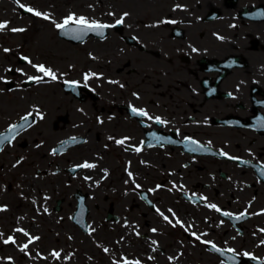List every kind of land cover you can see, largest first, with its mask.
Returning a JSON list of instances; mask_svg holds the SVG:
<instances>
[{
	"label": "flooded vegetation",
	"instance_id": "af4514ba",
	"mask_svg": "<svg viewBox=\"0 0 264 264\" xmlns=\"http://www.w3.org/2000/svg\"><path fill=\"white\" fill-rule=\"evenodd\" d=\"M50 1L60 61L0 80V264H264V0Z\"/></svg>",
	"mask_w": 264,
	"mask_h": 264
},
{
	"label": "rangeland",
	"instance_id": "374dc122",
	"mask_svg": "<svg viewBox=\"0 0 264 264\" xmlns=\"http://www.w3.org/2000/svg\"><path fill=\"white\" fill-rule=\"evenodd\" d=\"M22 4L27 8H32L35 11L42 13L39 16L40 19L44 18V15L50 16V13L44 11L52 7L53 1L43 3L42 0H30V2L22 1ZM53 6H56L53 4ZM60 3L57 4L59 8ZM46 8V9H43ZM4 9L8 10V13L4 12ZM33 12V13H34ZM29 20H25L18 8H14L9 4L0 3V23H6L7 27L0 30V42L3 44L0 46V80L12 79L8 74L9 68H15L18 71L23 72V78L30 75V66H20L18 58L20 56H28L31 58L32 63H39L41 60L48 61H60V56L52 53H43L38 50H31V48L25 47L23 39L28 36L24 31V26L27 25ZM12 29H23V31L13 32ZM7 49L8 51H5ZM71 56V55H69Z\"/></svg>",
	"mask_w": 264,
	"mask_h": 264
},
{
	"label": "snow or ice",
	"instance_id": "6c2138e0",
	"mask_svg": "<svg viewBox=\"0 0 264 264\" xmlns=\"http://www.w3.org/2000/svg\"><path fill=\"white\" fill-rule=\"evenodd\" d=\"M20 6L22 8L24 7V5H20ZM27 11L28 12H34V10L32 8H27ZM34 14L36 16H41L42 15V13H40L39 11H35ZM124 15L126 16L127 13H125ZM44 18L45 19H48L49 17L47 15H44ZM72 23H75L77 25L83 26L82 29L80 30V34H82L83 31H100L102 33V30L103 29L108 28V27H114L115 26V25H105V24H100V23H95V22L89 23V21L86 18H84V17L77 18V17H75V15H71V16L67 17L64 20L63 23L57 24L56 27L59 28V29H67L68 26L70 24H72ZM116 23L117 24H122L123 23V19L118 20ZM6 27H7L6 23H0V30L5 29ZM12 31L13 32L23 31V29H12ZM5 51H8V50L5 49ZM35 67H37L38 71L41 72V73H43L44 76L50 77L52 80H55L57 78L56 77V74L51 69H48V68L44 67L43 65H37ZM87 78L88 77H86V79ZM33 79L40 80L42 78L36 77V78H33ZM133 112H138L139 115L147 116V113L144 112V111H138L136 109H133ZM23 119H24L25 123H27L28 120H29V117L28 116H25ZM40 119H43V116L42 115L40 116ZM159 122L160 123H163V121H159ZM17 131H18L17 125H12V127L9 129L10 135L9 136H5L2 139H0V144H3V142L5 140H8L10 142L12 139H14L15 138V134L17 133ZM118 143H121L122 144V143H124V141L121 140V141H118ZM139 150L140 149H137V151H139ZM83 167L89 168V167H95V165H91V164L85 163L83 165ZM211 207L215 208L216 206L215 205H211ZM217 211H219V209H217ZM224 215H230V214L229 213H224ZM164 219L165 220H168V217H164ZM153 231H155V230H153ZM196 238L197 239H200L199 236H197ZM5 242L7 243L9 241H5ZM11 242H14V241H11ZM205 243H208V241H205ZM24 247L27 248V245H24ZM213 247H215V246L213 245ZM54 255L59 256V253H54ZM245 255H248V254L245 253Z\"/></svg>",
	"mask_w": 264,
	"mask_h": 264
}]
</instances>
